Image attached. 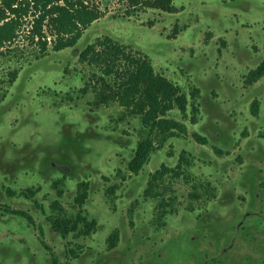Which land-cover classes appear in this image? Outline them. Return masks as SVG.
Segmentation results:
<instances>
[{
  "label": "rangeland",
  "instance_id": "rangeland-1",
  "mask_svg": "<svg viewBox=\"0 0 264 264\" xmlns=\"http://www.w3.org/2000/svg\"><path fill=\"white\" fill-rule=\"evenodd\" d=\"M88 1L97 5L102 15L96 24L86 27L75 47L82 49L94 40L111 36L115 42L124 44L131 51L136 53L138 49L146 54L155 72L166 77L189 99L185 112L175 107L167 115L169 119L181 123L184 132L174 134L155 149L138 174L128 172V162L144 133L140 118H135L116 101L107 105L94 104L95 98L90 91L85 96L80 95L86 84L90 83V89L97 86L95 79L91 80L90 76L93 72L101 75V71L81 63L79 58L66 61L69 49L52 51L54 43L49 42V51L43 56L45 58H36L41 47L27 39L26 27L30 21L27 19L17 39L0 49V97L15 80L11 74L16 72L17 76L11 89L13 96H6L0 106L4 108L12 102L20 104L23 100L20 108L14 105L9 109L10 114L0 112V148L6 150L0 163L3 166L15 157L23 159L18 165L23 171L17 182L25 185L20 186L23 189L33 185L35 194L24 197L28 208L18 203L13 206L23 210L27 208L30 219L21 221L8 216L0 217V264H64L66 256L69 257L68 249L71 248L78 251L79 258H70L68 264H94L95 260H98V264H106L108 260L116 264H196L204 259L205 253L215 258L222 247L225 250L222 264H264V215L248 214L242 228L238 223L244 219V213L258 210L255 202L248 210L242 199H248L251 193L253 196L258 193L259 178L250 168L251 164L245 173L246 188H236L234 191L235 197L239 198L237 204L230 203L233 198L215 203L218 196L231 191L228 187L221 190L219 183L238 177L242 165L250 163L246 158L251 152L255 154L254 165L261 166L264 148H261L260 143H264L259 138L264 137V116L260 122L251 116L250 127L254 135L242 150L247 155L239 154L242 143L249 138V129L244 137L231 143L209 127L212 119L209 120L208 109L212 101L206 102V97L228 103V95L221 93L218 99L217 87L210 86L203 89L201 97L193 80V77L198 79L195 66L206 65L216 69V77L221 83L228 80L231 83V79L234 82L241 81L242 78H239V73L233 67V55L226 45L227 36L234 40L240 29H226V35H222L221 28H213L217 21L211 19L216 18L220 23L221 16L216 15V12H206V15L209 14L205 18L206 22L213 23H210V28L209 25L203 26L197 34V26L202 23L203 16L192 9L194 6L186 13L188 5L194 0H171L175 13H178L172 17L156 10L159 8L132 7L128 0ZM250 2L257 9L264 0ZM238 5L244 8L245 2L239 1ZM218 12L221 13L219 9ZM227 15L239 21V10L227 11ZM255 24L264 28V21L258 20ZM251 25L247 21L243 23V27L249 28ZM131 35L138 41L137 44ZM117 36L126 40L119 41ZM160 40L162 43L171 42V48L162 50L163 47H158ZM210 40L213 41L211 47ZM158 51L162 53L151 56ZM222 52L226 54L224 57ZM211 56L212 61L209 59ZM123 65L126 64L121 62V67ZM107 80H113V77L108 76ZM228 86L234 90L232 84ZM255 91L261 92V89ZM25 92H28L27 96L30 93L37 94L26 103ZM242 92L237 103L239 112L241 115H251L250 101L241 102L246 94L245 90ZM257 95L264 112V96L261 93ZM218 112L225 113L226 117L234 114L226 106L218 109ZM20 113L21 119L15 124ZM89 120L96 125L95 130H87ZM13 125L19 132L16 131V135L11 137L8 129H13ZM204 127H207L204 132H209L207 135L201 133ZM194 133L209 138L207 143H199ZM103 134L112 136L105 138ZM215 148L223 153L217 154ZM225 149L231 150L226 152ZM182 155L190 161V165L184 167L185 174L179 178L162 175L155 183L158 186L154 191L171 201L176 208L161 227L154 223L157 197L146 196L145 190L154 173L159 172L164 165L176 167ZM52 162L57 164L52 167ZM7 166L12 168L10 164ZM221 166L227 170L223 172ZM65 173L71 181L64 178ZM122 178L124 182H121ZM44 180H61L62 198L56 199L45 192L37 196V186H40L39 183L44 184ZM85 180L93 182V191L91 196L88 194L82 213L89 221L95 222L93 232L88 237L73 238L70 234L63 238L61 234L48 230V221H44V218L49 220V217L58 213L73 217L79 211L74 203L76 195L73 196L71 192L76 182ZM201 182H210L215 188L214 199L208 198L200 186L197 190L193 189V185ZM113 186L116 187L115 193L109 200L107 189ZM8 187H11L9 183ZM20 187L13 189L19 190ZM195 191L202 197L191 198V193ZM226 198L224 195L223 201ZM54 200L60 201L61 210L52 209ZM36 209L44 214L39 212L33 216ZM130 209L133 210L132 218ZM43 221L46 222V228ZM115 229L119 231L120 237L114 250L117 249L115 252L119 253L108 256L110 248L107 247V238ZM144 237L151 238L144 241Z\"/></svg>",
  "mask_w": 264,
  "mask_h": 264
},
{
  "label": "trees",
  "instance_id": "trees-1",
  "mask_svg": "<svg viewBox=\"0 0 264 264\" xmlns=\"http://www.w3.org/2000/svg\"><path fill=\"white\" fill-rule=\"evenodd\" d=\"M132 7L146 6L148 8H160L164 10H174L171 0H128ZM102 15L99 7L88 0H0V49L6 44L14 42L18 33L29 19L27 26V39L40 45V52L36 58H41L48 53L49 42L54 43L52 51H61L71 48L77 44L86 27L98 20ZM48 39L50 41H48ZM1 54H4L1 52ZM79 61L88 66L98 68L101 75L92 73L91 80L97 82V86L88 87L90 83L81 89L80 95H87L88 91L95 98L94 104L107 105L111 101H117L132 115H140L141 123L144 129L143 136L136 145L133 156L128 162L127 170L130 173L138 174L148 161L151 153L160 148L170 136L176 133H183V125L175 119H169L168 113L175 107L181 111H186L189 105V99L181 94L175 86L166 77L155 72L150 61L143 55L131 51L128 47L122 46L109 37L96 40L89 44L79 53ZM122 64H126L121 67ZM254 78L257 79L264 75V63L253 71ZM12 79L16 77V72L11 74ZM113 77V80H107V77ZM191 95L194 96L192 93ZM258 102L252 104V112L258 111ZM192 106L195 108L194 104ZM195 121V119H193ZM194 137L201 144L207 143V138L194 133ZM217 154L223 152L215 148ZM185 153V152H184ZM190 161L187 156H181L179 164L170 168L165 165L161 170L152 175L147 185L145 195L148 197H157L156 219L154 223L163 227L165 219L175 213L176 208L171 201L162 198L155 188V183L165 175L179 178L185 174L184 167L189 166ZM159 173V174H158ZM186 179L189 176L186 174ZM200 186L208 198L215 197V188L210 182H201L193 185L197 190ZM54 187L58 190L59 197H62V181H55ZM114 188L107 189L106 196L109 200L115 193ZM12 191L11 193H13ZM21 193L26 197L34 195V189L28 188ZM202 194L191 193V198L199 199ZM88 198V183L82 182L78 187V194L74 199L75 205L79 211L73 217L58 213L49 217V222L63 238L70 234L73 238L88 237L95 229V222L89 221L82 213L85 201ZM53 210H61L59 200L52 203ZM132 209L129 215L132 218ZM20 216L31 218L28 213L17 210ZM120 234L115 229L107 238V244L110 249L114 248L119 240ZM71 259L78 257L76 249H68Z\"/></svg>",
  "mask_w": 264,
  "mask_h": 264
},
{
  "label": "flooded vegetation",
  "instance_id": "flooded-vegetation-1",
  "mask_svg": "<svg viewBox=\"0 0 264 264\" xmlns=\"http://www.w3.org/2000/svg\"><path fill=\"white\" fill-rule=\"evenodd\" d=\"M239 1L245 2L244 8H242L240 5H238ZM192 6H194V7L192 8ZM203 7H205V8H203ZM191 8L194 9L195 11L200 12L201 16H203L202 23L197 26V28H198L196 31L197 34L199 33L200 29L203 26L209 25V28H210V23H213L212 21L206 22L205 18H207V16L209 15V14L206 15V12H216V15L221 16L220 23H219V20L216 18L211 17V19H213V21H217V23H215V25H213V28H215V27L221 28L220 30H221L222 35L225 34L224 31L226 29H240L239 33H237V37L234 40H232L230 36H227L226 45H227L228 49H230V52L233 55V58H234V59H232L233 67H234V70L239 73V75H240L239 78H242L241 81L240 82L239 81L234 82L231 79V83H229L230 80L222 81V83H221L220 80L216 77V74H215L216 69H210V68L206 67V65L195 66V68H197L196 70L198 71L197 72L198 73L197 74L198 79L196 80L195 77H193V80L195 81V83L198 86V88H197L198 92H201V95H200L201 97H203V89L205 87L210 88V86L211 87H217L218 99H220L221 93H226L228 95V103H222L221 100H212V99L209 100L206 97V99H205L206 102L212 101V102H209V103H212V106L209 107V109H208V113L210 114L209 120L212 119V124H209V127H212L214 132H216L217 134H220L221 138L223 137V138L229 140L231 143L234 142V140H239L240 138H242V136L244 137L246 134V130L249 129V132H250L249 138L246 139L244 141V143H242V145L240 147V151H239V154L240 153L244 154L242 152V150L247 145L248 140L251 137H253V135H254L253 134L254 133L253 128L250 127L251 121H252L251 116H253L254 118H258L259 122H260L261 118L264 116L263 106H261L260 98L257 95L258 93L259 94L261 93V95L264 96V75L255 79L254 73H253L254 70H256L260 65H262L264 63V28H261V26L255 24L258 20L264 21V2L260 6V8L256 9L255 7L253 8V4H252V2H250V0H194L192 3H190L188 5V7L186 9V13H189ZM217 9H219L221 11V13L218 12L220 14L217 13ZM156 10H160L162 13H166L168 17L176 16L178 14V13H175V9L174 10H164V9L162 10L159 8ZM238 10L240 13L239 21H236L235 19H233L232 17L227 15V11H233L234 12V11H238ZM173 13H175V14H173ZM97 21L98 20H96L92 24H94V23L96 24ZM245 21L251 23L252 25L249 26V28L243 27V23ZM242 28H244V29H242ZM140 29L145 30L144 28H140ZM184 34H186V31L184 32ZM106 37H109L113 41L115 40L114 37H111V36H106ZM178 37H177V39H178ZM96 38H98V37H96ZM104 38H105V36H104ZM116 38L119 39V41H125L126 40V39H124V37H121V36H117ZM131 38L132 39L134 38L133 40H134L135 44L138 43V41L135 39V37L133 35H131ZM94 41H96V40H94ZM94 41H92L91 43H93ZM209 42H210V47L213 46V41L210 40ZM91 43H89V44H91ZM89 44H87L86 46H88ZM171 44H172L171 42L170 43H162V41H161V44L158 45V47L159 46L163 47L162 50L165 51V50H168L169 48H171ZM120 45L124 46V44H120ZM75 46H76V44H75ZM75 46H73L71 48H67V49H69V54L65 56L66 61L73 60L74 58H79V53L81 52V50H83V48L78 49ZM55 52H58V51H55ZM136 53L143 55L144 57H146L149 60V57H147L146 54L142 53V51L136 49ZM155 53L161 54L162 52H159V51L153 52L151 54V56L153 57ZM225 55L226 54H224V52H222V56L224 57ZM41 58H38V59H41ZM43 58H45V57H43ZM209 59L212 61L213 56L209 57ZM152 67H153V65H152ZM212 73L215 75L211 76ZM16 79H17V76L15 77V80H13L12 83L9 84V87L6 89V93L4 95L2 94V96L0 97V103L3 102V99L6 96H9V95L13 96V93H11V89H12L14 83L16 82ZM221 84H223L227 90L223 89ZM230 84H232V86H234V90H231L229 88L228 85H230ZM259 89H261V92L255 91V90H259ZM244 90L246 91L245 92L246 94L243 98L244 101H241V100L240 101L243 103H245L246 101H250L251 108H252L253 102L257 101L259 105H258V111L256 114L251 112L252 113L251 115H241V113L239 112L237 103L239 102L238 101L239 96L243 93L242 91H244ZM27 93L28 92H25V95L27 98L26 103H29V100L33 96H35L37 93L35 95L30 93L28 96H27ZM22 101L20 102V104L18 102L17 103L16 102L8 103L4 108L0 106V112H3L5 115H8V114H10L9 109L11 107H13L14 105L15 106L17 105L20 108ZM263 105H264V103H263ZM225 106L228 109H230V111L234 112V114L232 116H231V114H229L226 117L225 113H219L218 112V109H221ZM251 111H252V109H251ZM90 113H91V111H89V114ZM21 116H22L21 113H20V115L18 114V118H17V121L15 122V124H17L18 120L21 119ZM133 116H135V118H137L138 120L140 118V115H133ZM140 120H141V118H140ZM92 122L93 121H91V120L88 121L87 130H89V129H91V131L95 130L96 125ZM223 122H225V124H223ZM197 123L195 125H197ZM141 125H142V123H141ZM206 128L207 127H204L202 132H201L204 135H207L209 133L208 132L206 134L204 132V130ZM63 129L66 130L65 127H63ZM142 129H143V126H142ZM8 131H9V133H11V137H13L16 135L15 134L16 131L19 132V129L16 127V125L15 126L13 125V129H8ZM228 134H230V135H228ZM1 135H2V133L0 132V140L2 139ZM235 135L237 137H235ZM109 136H112V135H110V134L104 135L105 138H108ZM172 137H173V135L170 136L169 139H171ZM11 139H10V141H11ZM207 139H209V138H207ZM259 139L262 140L264 143V137H260ZM219 142L223 143L222 141H219ZM260 144H261V148H264V144H262V143H260ZM230 150L231 149H229V150L225 149L226 152H229ZM5 155H6V150H3L0 148V161H1V163L3 162ZM244 155H247V154H244ZM254 155L255 154L252 152L248 155V157L246 159H247V162H250V163H248V164L245 163L244 165H242L243 166L242 172L238 177H234L231 180H227L225 182L222 181L221 183H219L221 190L224 189V187L225 188L228 187V189H230L231 191H230V193H222L220 196L217 197V201H215V203L226 202V201L233 198V202H230V203H236L239 200L238 196L235 197L234 191L236 188H242V189L246 188V185L244 183L245 182V173H246V170H247L249 164H251L250 168L255 171V173L257 174V177L259 178V181L257 182L258 193L256 195L254 193L255 196H253L251 193V194H249L248 199H244V198H242V199H243V201L245 200L246 208L248 210L250 208H252V206H253L252 204L254 202H255V205L258 204V207H257L258 210L255 213H253V212L250 213L251 211H249V213L248 212L244 213V215H245L244 219L238 222L240 226L243 225V221H245V218H246V216H248V214H254V215L260 216V217L262 215H264V196H261V194L264 195V159H262V164L260 167L255 166L253 163L255 161ZM212 158H213V156L210 157V159H212ZM22 160L23 159L17 158V157L13 158L9 163L12 167L11 169H10V167L7 166V165H9L8 163L5 162L6 164L4 163L3 166L0 163V176H1L0 183L3 184V187L0 188V196H1L0 197V217L8 216L10 218L19 219L21 221L26 219V218L29 219L26 216H23V215L20 216L17 213H15L17 210H20V211L25 212V213L29 212L28 210H26L28 208V202L25 199L26 196H24L21 193V191L22 190L26 191L28 188L33 187V185L27 186L28 188L26 187V189H23L20 186H25V185L19 184L17 182L18 177L20 176V174L23 171V169L18 168V165L22 162ZM215 160H219V159H215ZM218 163H220V162H218ZM56 164H57L56 162L55 163L52 162V167H54ZM64 168L65 167H63V169ZM221 169L223 170V172H225L227 170V168H222V166H221ZM96 174H97V171H96ZM7 175H11L12 178L11 177L8 178ZM68 176L69 175L66 174V175H64V178L69 179L71 181L70 177H68ZM121 180H122L121 182L125 181L124 178H122ZM82 182L88 183V194H89V196H91L92 191H93V182L89 181V180L76 182L74 189L71 192L72 195L77 196L79 184ZM8 183L10 184L11 187H8ZM54 183H55V181H48V180L47 181L44 180V184L39 183L40 186H37L38 189L36 192L37 196L42 195L45 192V193H49V195L50 194L54 195V198H56V199L62 198V197H59L58 191L54 187ZM35 184H37V183H35ZM13 187H20V188H19V190H17V188H16V190H14ZM12 191H14V192L11 193ZM224 195H226L227 198L223 201ZM11 197H17L19 199H15V198L12 199ZM16 203L21 204L22 206L27 205V208L25 207L26 209L23 210L22 208L18 209V208L13 207V206H15ZM215 203L212 202L211 204L214 205ZM238 203H240V202H238ZM46 206L48 207V205H46ZM39 212H40L39 209H36V212H34L33 216H36ZM41 214H44V213H41ZM200 215H202V214H200ZM43 220L46 222L48 221V219H46V218H44ZM44 221H43V223H44V227H45L46 222H44ZM47 223L49 225L48 230L60 234L56 229H54L52 227V225L49 221ZM240 228H242V226ZM27 229H29V227ZM149 238H151V237H144L143 240L149 241ZM134 244L137 245L136 241H134ZM254 247H256V246H254ZM223 248L224 247H222V249H220L218 255H216L215 258H212V256L210 254L205 253L204 259L196 262V264H222V262H223L222 255L225 252V250ZM108 250H109V252L107 253L108 256L117 255V253H119L118 251L115 252L117 249L114 250V248L108 249ZM70 258H71L70 256L69 257L66 256V262L64 264H68V260ZM78 258H79V256L77 257V259ZM94 264H98V260H95ZM106 264H116V262L114 263L113 260H108L106 262Z\"/></svg>",
  "mask_w": 264,
  "mask_h": 264
}]
</instances>
